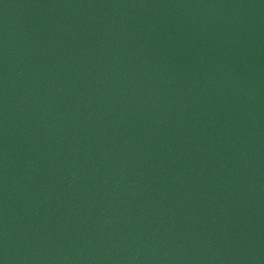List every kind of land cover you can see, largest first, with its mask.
I'll return each mask as SVG.
<instances>
[{"label": "water", "instance_id": "water-1", "mask_svg": "<svg viewBox=\"0 0 264 264\" xmlns=\"http://www.w3.org/2000/svg\"><path fill=\"white\" fill-rule=\"evenodd\" d=\"M0 264H264V0H0Z\"/></svg>", "mask_w": 264, "mask_h": 264}]
</instances>
